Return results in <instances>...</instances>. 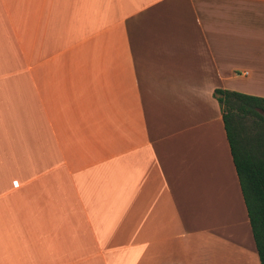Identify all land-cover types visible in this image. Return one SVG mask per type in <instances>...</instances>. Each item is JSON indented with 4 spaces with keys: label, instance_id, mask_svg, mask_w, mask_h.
Here are the masks:
<instances>
[{
    "label": "crops",
    "instance_id": "1",
    "mask_svg": "<svg viewBox=\"0 0 264 264\" xmlns=\"http://www.w3.org/2000/svg\"><path fill=\"white\" fill-rule=\"evenodd\" d=\"M238 51L264 97V0H0V264H259Z\"/></svg>",
    "mask_w": 264,
    "mask_h": 264
},
{
    "label": "trees",
    "instance_id": "2",
    "mask_svg": "<svg viewBox=\"0 0 264 264\" xmlns=\"http://www.w3.org/2000/svg\"><path fill=\"white\" fill-rule=\"evenodd\" d=\"M259 264H264V97L215 88Z\"/></svg>",
    "mask_w": 264,
    "mask_h": 264
},
{
    "label": "rangeland",
    "instance_id": "3",
    "mask_svg": "<svg viewBox=\"0 0 264 264\" xmlns=\"http://www.w3.org/2000/svg\"><path fill=\"white\" fill-rule=\"evenodd\" d=\"M235 17H236L237 26H234L236 29L235 30L232 29L231 33H234V31H235L238 38L239 37L244 38V35H245V28L243 27L244 14H235ZM239 52L240 51L237 52L238 56H236L237 57L236 64H237V66H240V65L241 66L237 70H234V72L232 74L233 77L230 81V85L233 86L234 87L233 90H236V91H240L239 89H242V87L245 84V81L247 79L246 76H242L240 74L241 70H243V68H241V67H244L243 66L244 65V56H240Z\"/></svg>",
    "mask_w": 264,
    "mask_h": 264
},
{
    "label": "built area",
    "instance_id": "4",
    "mask_svg": "<svg viewBox=\"0 0 264 264\" xmlns=\"http://www.w3.org/2000/svg\"><path fill=\"white\" fill-rule=\"evenodd\" d=\"M237 74H238V73H237ZM240 74H241L242 76H244V75L246 74V72L243 71V72H240Z\"/></svg>",
    "mask_w": 264,
    "mask_h": 264
}]
</instances>
